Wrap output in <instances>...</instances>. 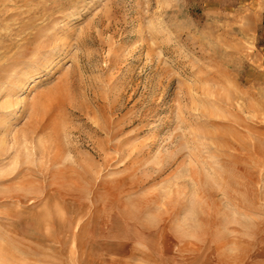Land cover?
Masks as SVG:
<instances>
[{
	"label": "rangeland",
	"instance_id": "rangeland-1",
	"mask_svg": "<svg viewBox=\"0 0 264 264\" xmlns=\"http://www.w3.org/2000/svg\"><path fill=\"white\" fill-rule=\"evenodd\" d=\"M0 264H264V0H0Z\"/></svg>",
	"mask_w": 264,
	"mask_h": 264
}]
</instances>
